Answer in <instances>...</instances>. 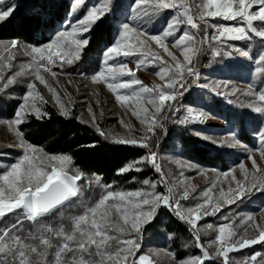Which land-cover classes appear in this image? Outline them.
Instances as JSON below:
<instances>
[{
  "label": "snow or ice",
  "instance_id": "snow-or-ice-1",
  "mask_svg": "<svg viewBox=\"0 0 264 264\" xmlns=\"http://www.w3.org/2000/svg\"><path fill=\"white\" fill-rule=\"evenodd\" d=\"M114 3L115 0H97L96 4L89 7L87 0H73L72 11L75 13L83 10V15L69 28L59 30L54 38L42 46L22 47L15 39L0 41V92L26 81V92L21 97L22 103L18 105L15 118L0 119V124L8 125L15 132L16 146L22 150L17 161L0 172V221L9 214L15 215V223L0 227V264H156L148 255L138 253L143 227L154 219L161 207L167 208L190 226L196 247L202 253L181 261H176L173 253H166L175 264H205L206 260L216 258L220 259V264H264V254L260 252L242 258L229 255L264 243V227L254 217L248 216L239 223L225 217L228 221L226 223L215 227L205 224L198 228L201 219L215 215L223 205H231L253 191H264V167L258 164L253 151L247 150L250 167L243 162L237 165L239 177L235 174V168L216 173L210 186L198 194L199 202L184 207L181 201L196 198L192 195L196 192L195 187L185 183L192 178L169 182L150 143L156 134V128L162 127L160 122L168 118L167 114L179 111L175 102L188 91L190 84H197L217 96L227 97L239 93L248 97V103L240 106L264 117V88L255 89L250 84L247 91L240 92L230 79L200 84V73L194 64V60L203 52V46L214 42L219 45L215 55L231 56L233 52L238 53L253 63L254 78L264 81V50L253 57L248 50L227 43L258 38L259 43L264 46V0H132L130 17L126 16L120 22L117 28L118 38L103 51L99 69L90 76L81 74L83 79L94 85H104L112 93L116 103L131 112L145 126V131L139 138L132 136L130 127L127 136H113L99 128L96 113L88 106L90 126H95L101 137L116 144L148 150L147 155L129 162L118 170V174L140 172L143 171L141 165H150L160 174L159 183L165 188L164 192L156 191V181L145 179L144 187L133 191H116L112 190V185H103V194L98 199L94 202L86 201L82 199L84 186L79 183L83 174L74 167L72 158L68 155L48 154L24 139L19 125L25 122L27 116L34 114L37 119H43L49 115L42 111L48 100L38 90L37 81L56 102L60 114L70 116L69 106L57 91V88L63 87L58 77L68 75L64 72L65 67L74 65L81 58L82 50L89 44V38H83L82 34L89 32L98 21L113 13ZM5 4H8V0H0V24L13 17L16 10L15 5L9 4L5 8ZM115 8L118 10L120 5L116 4ZM164 10L173 13L164 29L159 33L147 31L144 25ZM212 20L237 21L239 26L212 24ZM209 28L213 29L211 35ZM169 37L173 39L169 40ZM148 41L162 49L173 64H168L162 55L151 48ZM223 47H230L231 50L221 52ZM170 49H177L183 56V62ZM13 50L27 57L15 71H12V61L16 59ZM130 57L135 58L132 62L135 63L136 70L142 66L156 65L158 70L153 74L162 84L153 87L143 85L136 78V71L129 68ZM54 68H59L60 71H54ZM5 69L11 74L6 75ZM44 74L52 77L56 87H53ZM125 77L129 79H124ZM71 82L68 81L69 84ZM229 103L232 101L229 100ZM210 115L201 107L189 106L178 122L202 124ZM81 122L89 123L84 120ZM120 123L123 125L124 122L121 120ZM197 135L216 146L245 147L235 133L219 137L199 132ZM257 135L261 145L257 151L264 161V130H258ZM175 163L181 168V176L184 168L197 170L201 175L205 171L191 162L176 160ZM221 177L230 178L229 186L219 187L218 194H214L213 189L217 188V181ZM95 183L100 182L96 180ZM181 184L184 186L183 191L178 192ZM74 200L78 201L82 212L70 218L69 230L46 226V217L62 213L64 209L73 206ZM25 221L36 225L39 235H33L32 238L38 239L39 244L26 243L27 238L17 234ZM250 228L257 232L255 237L248 236ZM203 230L216 232L215 239L208 242V247L200 242L199 232ZM53 237L58 239V244L55 246L53 259L49 261L48 249L53 247ZM209 248L214 250L209 252Z\"/></svg>",
  "mask_w": 264,
  "mask_h": 264
},
{
  "label": "trees",
  "instance_id": "trees-1",
  "mask_svg": "<svg viewBox=\"0 0 264 264\" xmlns=\"http://www.w3.org/2000/svg\"><path fill=\"white\" fill-rule=\"evenodd\" d=\"M9 4L15 5L16 10L13 17L0 24V41L15 39L21 46H42L54 38L59 30L69 28L76 19L83 15V10L75 13L72 11L73 0H8V4L3 7L7 8ZM116 4L120 5L118 10L115 8ZM131 4L132 0H115L113 13L106 15L89 32L82 34L83 38H89V44L82 50L81 58L74 65L66 66V73L78 75L83 73L90 76L99 69L103 51L114 43L117 28L120 22L128 16ZM170 15L171 12L164 10L144 27L149 32L159 33ZM210 32L209 29V34ZM240 44L253 57L258 56L264 50V46L259 43L258 39ZM212 45L214 44L204 45L203 52L197 58L195 67L199 73L205 72L206 69L203 70V66L212 70L209 64L206 66V58L211 52ZM216 66L215 73L222 78L245 75L246 82L253 88H264V81L253 76V63L238 53L233 52L231 56L223 58ZM189 88L179 98L180 103L183 106L201 107L213 117L224 121L226 128L218 133H235L245 147L235 150L213 145L195 134L198 129L184 127L170 120L166 126L165 137L159 144V151L162 154L175 152L180 154L184 160L198 166L226 172L245 158L243 151L261 148L257 131L264 130V122L258 114L247 107H241L243 103L226 104L210 94L195 91L193 84H190ZM24 90L25 88L21 87H10L5 92H0V119L14 118ZM42 111H46L49 115L43 119L27 116L19 130L23 132L27 142L43 149L44 152L68 155L72 158L74 167L83 174L82 180L79 181L84 186L82 199L94 202L103 194V185H112V190L116 191H133L142 188L145 179L155 180V175L148 165H141L143 171L140 172L130 171L123 175L118 174V170L129 162L147 155V149L116 144L104 139L96 128L82 123L75 111H70L69 117L56 113L48 105H44ZM99 128L104 131L106 124L101 123ZM96 180L100 183H95ZM261 195L262 193L249 196L245 202H242L241 207L250 201H260L259 204H263L264 196L261 197ZM81 212L78 201L74 200L73 206L64 209L62 213L57 212L51 217H46V226L53 229L63 227L69 230L70 218ZM11 223H15L14 214L4 217L0 221V227L10 226ZM17 234L22 238H27L26 243L39 244L38 239L32 238L33 235L38 236L39 232H37L36 225L30 222L25 221ZM140 242L142 252L143 247L146 248L148 245L158 249L164 248L173 253L177 260L201 255L185 223L175 218L164 207L159 208L154 219L143 227ZM52 244L53 247L48 249L47 259L49 261L53 259L58 239L53 237ZM205 264H220V260L212 259Z\"/></svg>",
  "mask_w": 264,
  "mask_h": 264
},
{
  "label": "rangeland",
  "instance_id": "rangeland-1",
  "mask_svg": "<svg viewBox=\"0 0 264 264\" xmlns=\"http://www.w3.org/2000/svg\"><path fill=\"white\" fill-rule=\"evenodd\" d=\"M195 2H199V0H195ZM97 0H87V4L90 7L93 4H96ZM169 11V10H167ZM171 12V11H169ZM173 15L171 12L170 17ZM128 16L130 17V11L128 13ZM212 24H223L228 27H236L239 26L237 21H222V20H212L210 21ZM75 23V22H74ZM165 27V26H164ZM164 29V28H163ZM162 29V30H163ZM210 29V35L213 33V29ZM161 30V31H162ZM183 27L181 28V31H183ZM160 31V32H161ZM84 34V33H83ZM178 35V34H177ZM116 38H118L116 36ZM169 40H172L173 37H169ZM258 39V38H257ZM247 41H228V45L234 46L236 48H242L240 43H244ZM148 44L151 46V48L159 53L160 55L163 56V58L168 62V64L172 65L173 61L163 53V50L158 48L154 42L148 41ZM214 45L211 46V52L207 55V61H206V66L209 64V66L212 67L211 69L204 68L205 74L201 71L200 72V80L198 83H207L211 80H217V79H225L217 75L215 73L216 65L217 63H220L221 60L225 57H229L227 55H215V51L219 45L213 42ZM238 45V46H237ZM23 47V46H22ZM243 49V48H242ZM173 51V53L183 62V56H181L180 52L177 49H170ZM230 47H223L221 48V52H228L230 51ZM13 52L16 55V59L12 61L13 68L12 71H15L19 63L22 61H25L27 57L23 56L21 53H16L15 50ZM7 53H5L6 55ZM233 54V53H232ZM118 59L123 60V57H118ZM135 58L130 57L128 58V63H129V68L133 69L136 71V78L141 80L143 82V85L148 86V87H153L154 85H160L162 84V81L153 73L158 70V67L156 65H147L142 66L139 70H136V65L132 61ZM197 59L194 60V64L196 63ZM115 61H109V63H114ZM66 68V67H65ZM54 71L59 72V68H54ZM64 72L65 69H64ZM6 75H10L11 72L8 71V69H5ZM68 75H60L58 77L61 85H63L62 88H57V91L60 93L61 99L64 101L66 105L69 106L70 111H75L77 113V117L79 120H84L88 121L90 125V116L87 111L88 106H91L92 110L96 113V123L99 126L101 123L106 124V128L104 129L105 132L111 133L113 136H120V137H125L128 135V128L130 127L132 129V136L135 138H139L140 135H142L145 131V126L141 125L139 120L131 115V112H128L126 109L121 108L115 101L114 96L112 93H110L107 88L104 85H94L92 84L89 80L83 79L81 75L78 74H73V73H68ZM46 79L50 83L53 84V87H56L55 82L53 81L52 77L48 74H44ZM124 79H129L128 77H125ZM232 80L237 87L240 89V92H245L248 90L249 84L246 82V77L245 75H240V76H233L232 78H228ZM71 80L72 82L69 84L68 81ZM38 90L45 96V98L48 100V103L46 105L50 106L54 111L58 114H60V108L56 104V102L51 98L50 94L47 92V90L39 84V82H36ZM12 88L18 87V88H25L26 92V81L17 83L15 86H10ZM9 87V88H10ZM139 87V86H136ZM193 88L195 91H200L205 94H210L213 97L217 99H221L224 103L226 104H231L229 103V100L233 102H240L243 104H247L249 98L245 97L243 95H240L237 93L234 96H217L214 93L202 89L197 86V84H193ZM190 89V88H189ZM188 89V90H189ZM23 91V95L25 92ZM22 95V96H23ZM21 96V97H22ZM21 99V98H20ZM99 102V104H97ZM22 103V99L21 102ZM44 106V105H43ZM175 107L179 109V111L176 112H169L168 118L163 119L160 123L162 124V127L156 128V134L155 136L152 137V140L150 143L153 145L152 150L157 153V162L160 163L164 173L168 176L169 182H172L173 180L175 181H184L186 177H191L192 179L185 181L187 184H191L195 187L196 192L192 193V195L196 198H190L188 200L181 201V204L184 207H190L196 203L199 202V193H202L206 188L210 186V182L215 179L216 173H223L218 170L214 169H209V168H204L199 166L200 169L205 170L204 174H198L197 170L194 169H188L184 168L183 169V176L180 175L181 168L177 166L175 163L176 160H180L182 162L186 161L184 160L180 154H177L175 152H166L162 154L159 151V144L162 141V139L165 137L166 133V126L168 121H174L178 125H182L184 127L188 128H194L198 129V131L195 133H203L207 135H211L213 137H219L227 134H220L218 133L220 130H223L226 128V125L224 121L219 120L212 115L209 116L208 119L204 121V123H192V124H181L178 121L184 116L185 110L189 106H183L182 103H180V100L178 99L177 102H175ZM205 110V109H204ZM101 111L103 112V115H101ZM61 115V114H60ZM29 116H35L29 115ZM261 117V116H260ZM15 118V116H14ZM13 118V119H14ZM263 122H264V117H261ZM123 121V125L120 123V121ZM127 126V127H126ZM93 128H96L95 126H92ZM20 129V125H19ZM198 136V135H197ZM199 137V136H198ZM226 149H235V150H241V147H235V148H228L225 147ZM39 149V148H38ZM252 150L254 154V158L257 160L258 164H260L261 167H264V161L261 160L259 151L253 150V149H248ZM243 153L246 155L245 158L241 162L245 163L246 166L250 167L251 166V161L247 159L248 156V151L245 150ZM22 155V150L16 146V136L15 132L13 130H10L8 125L6 124H0V172H3L7 170L8 166L12 163H15L17 159ZM189 162V161H187ZM240 162V163H241ZM193 164V163H192ZM196 165V164H195ZM150 169L153 171L155 175V180L158 184L156 191L158 192H164L165 188L163 187L162 184L159 183L160 180V174L155 171L150 165H148ZM198 166V165H197ZM236 169V175L239 177V169L237 166L233 167ZM231 168V169H233ZM230 169V170H231ZM214 170V171H211ZM229 171V170H228ZM227 172V171H226ZM229 179H224L223 177L220 178V180L217 181V188L213 189L214 194H218V189L219 187L223 186L224 188H227L229 186ZM235 187V185H232ZM144 187V186H143ZM183 184H181L178 187V192L183 191ZM261 194V197L264 196V191H253L249 193L248 195L244 196L242 199L237 200L235 203L231 205H223L222 209L218 211L215 215H209L203 219H201L198 222V228L201 225L205 224H212L214 227L221 225L223 223L228 222L224 218L227 217L228 220H236L237 223L240 222L241 219H244L248 216L254 217V219L261 224L262 227H264V219H262V216H264V203L259 204L260 201L257 202H246L244 207H241L242 202H245L249 198V196H254ZM264 200V198H263ZM264 202V201H263ZM254 203V204H253ZM255 207V208H254ZM165 208V207H164ZM167 209V208H166ZM168 210V209H167ZM169 211V210H168ZM175 218V214L171 211H169ZM178 219V218H177ZM180 220V219H178ZM181 221V220H180ZM183 222V221H182ZM185 223V222H184ZM187 226L192 239L196 243L193 230L190 228V226L185 223ZM200 235V242L203 244L205 247H208V242L211 240L215 239L216 232L211 231V230H203L199 232ZM257 235V232L250 228L248 231V236L249 237H255ZM209 252H212L214 249L209 248ZM167 249L164 248H154L150 245H148L146 248L143 247V252L140 250L139 254H146L149 257H151L152 260L156 261V264H175V261H173L170 257L166 255L168 253ZM201 252V251H200ZM254 252H260L264 254V243L256 244L253 245L249 248L242 249L238 252H233L230 253V257H235V258H242V257H247ZM158 254V255H157ZM202 254V253H201ZM220 260L219 258H216ZM176 261H181L177 260ZM212 260V259H210ZM210 260H206L210 261Z\"/></svg>",
  "mask_w": 264,
  "mask_h": 264
}]
</instances>
